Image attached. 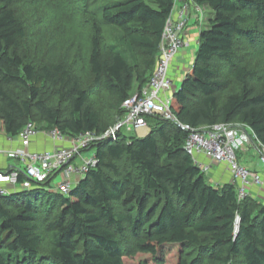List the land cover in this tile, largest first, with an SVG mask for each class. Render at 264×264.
Returning <instances> with one entry per match:
<instances>
[{
	"label": "trees",
	"instance_id": "trees-1",
	"mask_svg": "<svg viewBox=\"0 0 264 264\" xmlns=\"http://www.w3.org/2000/svg\"><path fill=\"white\" fill-rule=\"evenodd\" d=\"M194 1L207 6L209 16L195 59L171 96V109L194 127L244 123L264 144V77L254 91L248 82L255 79V68L235 49L237 40L254 44L264 34V0ZM12 3L0 0L5 133L17 136L28 121L68 135L107 129L111 124L90 104V91L51 59L53 48L49 62L29 59L21 45L25 29ZM172 8L173 0H105L94 7L103 24L117 30L101 54L94 26L89 55L94 85L115 97L112 123L122 114V100L152 73ZM213 61L228 65L237 90L229 91L230 82ZM146 120L151 129L142 137L121 132L116 141L99 142L98 163L69 195L42 186L1 196L0 264H124L126 232L135 255L149 254L158 264H165L172 244L197 252L192 260L180 255L175 264H264V206L250 196L238 199L234 183L208 182L183 148L186 131L181 127L156 116ZM123 157L135 173L120 171L115 161ZM42 233L50 235L47 253L41 251Z\"/></svg>",
	"mask_w": 264,
	"mask_h": 264
},
{
	"label": "built area",
	"instance_id": "built-area-1",
	"mask_svg": "<svg viewBox=\"0 0 264 264\" xmlns=\"http://www.w3.org/2000/svg\"><path fill=\"white\" fill-rule=\"evenodd\" d=\"M177 1L173 0V8L165 22L152 73L143 86L122 100V114L116 122L99 133L85 131L68 135L58 127L40 130L34 122L28 121L17 135L19 146L0 149L7 158L17 161V165L0 169V197L16 193L17 189L30 190L42 186L48 187L49 192L69 195L98 163L96 146L99 142L116 141L121 132H149L151 127L146 118L150 116L169 120L186 131L183 148L201 172L209 173L214 163L224 165L232 183H237L238 199L246 197L252 185L264 183L260 172L238 161V151L255 147L264 168V144L248 125L218 122L194 127L181 122L171 109L172 67L180 48L189 43L186 31L189 10L203 13L202 5L194 0H180L178 7L175 5ZM39 134L52 141L50 149H31L33 139ZM88 149H93L91 155L83 156L81 153ZM56 177L58 179L54 182ZM238 222L237 215L236 231Z\"/></svg>",
	"mask_w": 264,
	"mask_h": 264
},
{
	"label": "rangeland",
	"instance_id": "rangeland-1",
	"mask_svg": "<svg viewBox=\"0 0 264 264\" xmlns=\"http://www.w3.org/2000/svg\"><path fill=\"white\" fill-rule=\"evenodd\" d=\"M91 1L88 0L89 5L84 7L85 0H13L12 8L23 23L26 35L21 41V45L27 52L29 59L36 61L38 64L49 62L50 54L48 53L53 48L55 54L51 59L63 63L71 74L77 77L81 86L90 91V104L99 113L101 119L104 123L113 125L116 122L112 123L116 111L114 107L115 97L107 91L101 90L98 85H94L89 55L94 26L99 29L98 39L101 54L105 52L117 30L112 26L104 25L100 15L94 11V7L105 0H94L90 4ZM83 8H86V12L82 11ZM235 49L242 60L255 68V79L250 80L248 85L254 91L260 90L259 77L261 75L264 77V34L257 36L254 44H249L245 39L237 40ZM139 59L140 64H142L141 56ZM212 65L219 70L223 79L230 82L229 91L237 90L238 86L231 79L228 65L221 61H213ZM127 134L137 136L135 132ZM92 152L93 149H88L81 154L89 157ZM239 152H237V156L240 155ZM238 161L241 163L239 158ZM115 163L122 172H136L129 164L127 157H123ZM205 177L210 182L209 175L205 174ZM57 179L58 177L54 178L53 181L56 182ZM34 196L32 194L30 198L33 199ZM43 204L45 205V203ZM43 204H40L42 206H40L41 211H44ZM55 211V208L52 209L50 218L53 217ZM42 237L41 251L47 253V242L50 235L42 233ZM125 240L126 243H123V248L128 249V251L127 256L123 258L124 264H158L149 254L138 253L135 255L134 249L127 246L128 242L131 241L128 232L125 234ZM168 247L171 254L166 259L165 264H175L180 255L187 260H192L197 253L196 248L193 246L181 248L179 244H172Z\"/></svg>",
	"mask_w": 264,
	"mask_h": 264
},
{
	"label": "crops",
	"instance_id": "crops-1",
	"mask_svg": "<svg viewBox=\"0 0 264 264\" xmlns=\"http://www.w3.org/2000/svg\"><path fill=\"white\" fill-rule=\"evenodd\" d=\"M177 7L181 5L180 0L176 2ZM203 13H196L193 9L189 10V21L186 27L187 37L189 43L180 48L178 54L175 57L172 67V76L174 77L172 92L174 93L180 86L181 81L187 71L190 69L194 59L195 53L198 47V38L200 31L206 27V23L209 16V9L207 6L202 5ZM201 16V17H200ZM199 18L200 21H199ZM184 73V74H183ZM183 75V76H182ZM139 88V84L134 86L133 92ZM132 92V93H133ZM150 132V131H149ZM149 132H138L137 137H142ZM19 146V140L17 136H9L5 133L2 123L0 121V149H11ZM31 149L33 150H44L52 147V141L42 134L37 135L32 143ZM242 151V152H241ZM244 152V153H243ZM238 158L241 163L251 170L260 172L264 178V168L261 166L259 161L258 152L255 147L249 149L240 150ZM13 165H17V161L7 158L4 154L0 153V169L9 168ZM210 183L213 185L220 186L223 183L231 182L232 178L228 170L224 165L213 164L212 169L209 173ZM236 186L237 183H234ZM20 190V189H17ZM264 206V183L262 185H252L248 188V194Z\"/></svg>",
	"mask_w": 264,
	"mask_h": 264
}]
</instances>
